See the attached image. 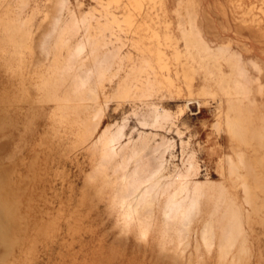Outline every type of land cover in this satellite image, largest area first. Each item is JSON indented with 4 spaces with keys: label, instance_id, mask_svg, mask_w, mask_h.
Wrapping results in <instances>:
<instances>
[{
    "label": "rangeland",
    "instance_id": "374dc122",
    "mask_svg": "<svg viewBox=\"0 0 264 264\" xmlns=\"http://www.w3.org/2000/svg\"><path fill=\"white\" fill-rule=\"evenodd\" d=\"M0 264H264V0H0Z\"/></svg>",
    "mask_w": 264,
    "mask_h": 264
},
{
    "label": "bare ground",
    "instance_id": "6f19581e",
    "mask_svg": "<svg viewBox=\"0 0 264 264\" xmlns=\"http://www.w3.org/2000/svg\"><path fill=\"white\" fill-rule=\"evenodd\" d=\"M178 202H176L175 204H177Z\"/></svg>",
    "mask_w": 264,
    "mask_h": 264
}]
</instances>
